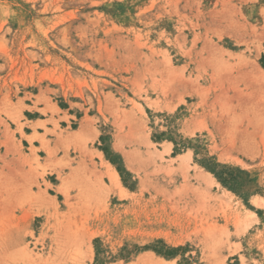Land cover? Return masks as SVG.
Listing matches in <instances>:
<instances>
[{"label": "rangeland", "instance_id": "1", "mask_svg": "<svg viewBox=\"0 0 264 264\" xmlns=\"http://www.w3.org/2000/svg\"><path fill=\"white\" fill-rule=\"evenodd\" d=\"M0 264H264V0H0Z\"/></svg>", "mask_w": 264, "mask_h": 264}, {"label": "trees", "instance_id": "2", "mask_svg": "<svg viewBox=\"0 0 264 264\" xmlns=\"http://www.w3.org/2000/svg\"><path fill=\"white\" fill-rule=\"evenodd\" d=\"M208 169L210 170V172L212 174H214V176L218 179V181L222 185H224L225 187H228L230 189H233L232 186H230V184L232 183V181L234 179L233 178L234 176H233V173H232V171L230 169H227V168H220L219 169L217 165L213 166V168L212 167H208ZM119 171L121 173H123L121 169H119ZM175 251L176 250L170 249V248H168L165 252H162L160 250H156V252H158L159 254H162V255L167 256V257L172 256V254Z\"/></svg>", "mask_w": 264, "mask_h": 264}, {"label": "bare ground", "instance_id": "3", "mask_svg": "<svg viewBox=\"0 0 264 264\" xmlns=\"http://www.w3.org/2000/svg\"><path fill=\"white\" fill-rule=\"evenodd\" d=\"M111 167V166H110ZM110 178L113 184H115L116 186H120V180H119V176L117 173L115 172H110Z\"/></svg>", "mask_w": 264, "mask_h": 264}]
</instances>
